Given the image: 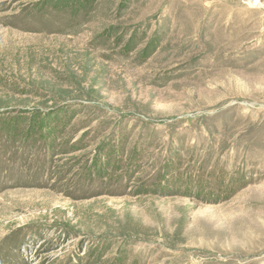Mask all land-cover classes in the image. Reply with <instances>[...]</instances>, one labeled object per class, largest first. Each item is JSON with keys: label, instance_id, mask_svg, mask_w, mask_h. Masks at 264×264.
<instances>
[{"label": "rangeland", "instance_id": "rangeland-1", "mask_svg": "<svg viewBox=\"0 0 264 264\" xmlns=\"http://www.w3.org/2000/svg\"><path fill=\"white\" fill-rule=\"evenodd\" d=\"M0 264H264V0H0Z\"/></svg>", "mask_w": 264, "mask_h": 264}, {"label": "built area", "instance_id": "built-area-1", "mask_svg": "<svg viewBox=\"0 0 264 264\" xmlns=\"http://www.w3.org/2000/svg\"><path fill=\"white\" fill-rule=\"evenodd\" d=\"M253 1H258V0H253Z\"/></svg>", "mask_w": 264, "mask_h": 264}]
</instances>
